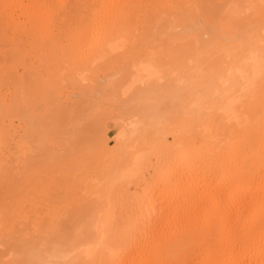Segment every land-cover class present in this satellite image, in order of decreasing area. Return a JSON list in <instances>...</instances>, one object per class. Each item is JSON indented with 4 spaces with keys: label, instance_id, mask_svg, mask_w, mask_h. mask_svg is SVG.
<instances>
[{
    "label": "bare ground",
    "instance_id": "obj_1",
    "mask_svg": "<svg viewBox=\"0 0 264 264\" xmlns=\"http://www.w3.org/2000/svg\"><path fill=\"white\" fill-rule=\"evenodd\" d=\"M0 264H264V0H0Z\"/></svg>",
    "mask_w": 264,
    "mask_h": 264
},
{
    "label": "rangeland",
    "instance_id": "obj_2",
    "mask_svg": "<svg viewBox=\"0 0 264 264\" xmlns=\"http://www.w3.org/2000/svg\"><path fill=\"white\" fill-rule=\"evenodd\" d=\"M90 99H91V98H90ZM92 100H93V98L91 99V101H92ZM39 104H40V103H39ZM40 106H41V104H40ZM89 107H91V105H89ZM42 108H43V107H40V109H38V108L36 107V110H37V109L40 110V112H36V113H37V114H38V113L40 114L42 111H44V109H42ZM41 109H42V111H41ZM38 110H37V111H38ZM44 125H45V124H44ZM42 126H43V125H42ZM42 126H39V127L41 128L40 130H41V131H44V128H45V127H42ZM59 128H60V127H58V129H59ZM61 128H64V127H61ZM61 128H60L59 130H62ZM40 130H39V131H40ZM59 130H57V131L60 132ZM63 130H64V129H63ZM41 131H40V132H41ZM40 132H39V133H40ZM44 132H45V131H44ZM37 133H38V132H37ZM112 133H113V132H112ZM43 134H44V133H43ZM37 135H38V134H37ZM39 135H41V134H39ZM39 135H38V136H39ZM111 135H112V134H111ZM62 137H63V136H62ZM32 148H33V149H32ZM32 148H31L32 152L34 151V152H35L34 154L38 157V159L36 158L37 162H38V160H39L40 158H42V160H43V159H48V160H50V157H51V158H52L51 160H53L54 157H53V156H49V153H53L54 151L52 152L51 150H49V147H48V149H47V148L45 149V148H42V147L38 146L36 142H33V143H32ZM88 149L91 150L92 148H88ZM88 149L85 150L86 152L83 151L84 153H80L81 157H82V156L86 157V156H87L86 154H87V153L89 154V150H88ZM47 150H48L49 152H48ZM58 152H59V151H58ZM91 152H92V150L90 151V153H91ZM93 152H94V151H93ZM54 153H56V152H54ZM54 153H53V154H54ZM34 154H33V155H34ZM83 154H84V155H83ZM91 154H93V153H91ZM50 155H52V154H50ZM77 155H79V154H77ZM55 157H57V158L59 159V156H55ZM54 159H55V160H53V161H51V162H54V161H55L56 164H55V163H53V164L51 163L52 165L50 164V168H52L51 166H53V168H52L53 171H52V172H51V171H47V173L50 174V175H53L55 172H56V174H54V175H57L60 171H63V170H61V168H60V164L57 163V162H58V159H56V158H54ZM36 160H35V159L33 160V164H34V161L36 162ZM48 160H47V161H48ZM56 160H57V161H56ZM40 161H41V159H40ZM44 161H46V160H44ZM44 161H43V162H44ZM48 162H50V161H48ZM39 164H40V163H39ZM41 164H42V161H41ZM41 164H40V165H41ZM36 165H38V164L36 163L35 166H34L33 168L36 169ZM40 165H39L37 168L41 169L42 167L40 168ZM44 165L49 166V163H48V164L43 163L42 166H44ZM54 165H56L57 167H55ZM58 167H59V168H58ZM43 168H44V167H43ZM54 168H56V169L54 170ZM57 168H58V170H57ZM47 169H49V168L47 167ZM43 170H44V169H43ZM44 171H46V170H44ZM44 171H43V173H41L42 175L39 174L40 172H37V173H38V175L43 176L44 174H46V172H44ZM57 172H58V173H57ZM51 173H52V174H51ZM60 173H61V172H60ZM46 175H47V174H46ZM50 175H48V176H50ZM18 251H19V250H18ZM18 251H17V252H18Z\"/></svg>",
    "mask_w": 264,
    "mask_h": 264
}]
</instances>
